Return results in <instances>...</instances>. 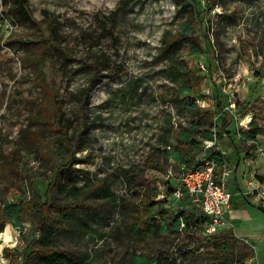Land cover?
<instances>
[{"label":"rangeland","instance_id":"rangeland-1","mask_svg":"<svg viewBox=\"0 0 264 264\" xmlns=\"http://www.w3.org/2000/svg\"><path fill=\"white\" fill-rule=\"evenodd\" d=\"M197 1L202 27L196 35L204 51L191 56L187 46L178 44L170 58L200 78V94L182 100L209 110L215 125L208 114L192 117L172 99L175 85L163 72L170 59L158 54L164 33L175 32L181 16L193 11L191 5L181 7L178 0H26L31 22L6 16L0 0V207L43 203L55 167L75 159L72 167L87 173L77 186L99 183L112 200L141 197L157 186L160 194L147 221L161 210L200 218L151 246L170 252L178 264H207L213 248L201 213L164 184L167 171L176 167L166 163L161 137L170 126L195 127L197 140L211 129L216 148L229 152L226 162L233 168L228 184L235 194L223 232L237 239L230 252L240 260L235 264H264V0ZM100 56L93 71L90 63L96 65ZM222 114L228 135L220 133ZM57 123L67 127L65 133ZM81 133L85 139L78 145ZM6 161L10 166L4 169ZM33 220L28 212L19 230L9 224L13 241L2 248L0 264H24L39 234ZM124 220L117 203H105L92 233L70 245L76 253L89 252L98 264L120 261L131 246L123 236ZM69 242L57 239L61 248Z\"/></svg>","mask_w":264,"mask_h":264},{"label":"trees","instance_id":"trees-1","mask_svg":"<svg viewBox=\"0 0 264 264\" xmlns=\"http://www.w3.org/2000/svg\"><path fill=\"white\" fill-rule=\"evenodd\" d=\"M191 1L192 4L188 0H178L176 2L181 7L191 5L193 11L190 10L185 16H181L174 33H164L158 54L168 55L170 59L163 72L166 79H169L175 85L172 99L181 104L183 110L192 117L200 118L208 114L211 125H215L214 116L209 114V110L199 108L194 104H185L182 100V97L186 94H200V78L187 69L181 61H174L170 58L172 50L178 44L187 46L188 54L191 56L200 55L204 51V47L196 35L197 30H201L202 27L197 15L199 14L197 12L199 2L197 0ZM3 7V13L6 16H19L23 20L33 21L27 10L26 0H3ZM102 57L100 56L97 59L96 65L90 63L89 67L93 71L98 70ZM217 109L222 113L223 107L220 102L217 103ZM55 125L59 129L58 131L66 132V126L61 125L59 128V123ZM228 125L227 117L222 114L219 126L221 134L228 135V132H225ZM195 132L196 128L193 126L184 127L181 130H174L170 126L164 130L161 137V148L166 163L173 164L174 167L186 164V166L192 168L202 142L213 139L211 129L205 130L199 140L196 139ZM255 133L259 134L261 130L257 129ZM246 137L249 138L247 135ZM84 139L85 135L81 133L76 139L78 145L84 142ZM172 139L174 142L171 141ZM211 154L215 157L218 168H221L225 159L215 149H212ZM42 157L44 161H50L47 155L43 154ZM73 161L75 159L71 163L55 167V179L48 184L47 196L43 203L35 201L26 204L21 201L19 203H4L0 207V234L6 224H11L19 230L27 213L32 214L34 225L39 234L32 238L30 252L24 264H98L96 259L91 258L89 252H74L75 248L70 243L74 240L84 239L85 236L91 234L94 229L92 226L93 220L97 218L105 203L112 201L117 203L124 215L125 233L123 236L128 243H131V246L122 260H112L111 264H178L176 258L169 257L170 252L167 253L166 250L151 245L156 239L168 238L172 233H182L189 228L191 223H199L200 218L196 220L193 214L189 215L186 212H179L171 216L165 210H161L158 212L157 218L147 221L149 209L156 205L155 199L160 194L157 186L146 190L141 197L125 196L112 200L110 193L99 183L88 180L82 186H77L81 175L87 173L72 167ZM7 163L10 166V163L6 161L4 169H6ZM164 184L172 194V187L167 182H164ZM90 195H95L94 200L91 202L87 199ZM261 211L264 212V210ZM200 223L205 226L203 216ZM182 225H184L183 228H181ZM59 236L70 241L67 248L58 246L57 239ZM206 236L207 244L213 248L212 252L205 258L207 264H235L240 261L234 259V254L230 252V249L237 244L236 238L223 232ZM100 238L103 239L104 236L100 235ZM230 239L232 240L231 243Z\"/></svg>","mask_w":264,"mask_h":264},{"label":"built area","instance_id":"built-area-1","mask_svg":"<svg viewBox=\"0 0 264 264\" xmlns=\"http://www.w3.org/2000/svg\"><path fill=\"white\" fill-rule=\"evenodd\" d=\"M216 145L214 131L212 140L202 142L192 168L180 164L175 171L172 168L167 171L166 175L167 184L173 189L172 195L178 200L187 197L201 213L205 219L206 235L222 233L229 228L226 211L232 194L225 183L232 177L233 168L226 161L218 168L217 161L211 154L212 149H217ZM216 151L219 152L218 149ZM220 154L224 159V153Z\"/></svg>","mask_w":264,"mask_h":264},{"label":"bare ground","instance_id":"bare-ground-1","mask_svg":"<svg viewBox=\"0 0 264 264\" xmlns=\"http://www.w3.org/2000/svg\"><path fill=\"white\" fill-rule=\"evenodd\" d=\"M12 241H13V236H12L11 227L9 224H6L2 233L0 234V252L5 245H7Z\"/></svg>","mask_w":264,"mask_h":264},{"label":"crops","instance_id":"crops-1","mask_svg":"<svg viewBox=\"0 0 264 264\" xmlns=\"http://www.w3.org/2000/svg\"><path fill=\"white\" fill-rule=\"evenodd\" d=\"M218 150H219V148H218ZM219 152H223L224 153V159H225V161H230V159H229V155H228V153L229 152H224L223 150H219ZM239 159H237L236 157H235V165H236V167H237V165L239 166ZM220 173V172H219ZM219 175V174H218ZM219 178V177H218ZM220 180V179H219ZM228 182H229V180H227V182L225 183L226 184V186H227V189L229 190V192L232 194V197H231V200H232V198H233V196H234V192H232L231 190H230V185L228 184ZM231 202V201H230ZM229 207H230V205H229ZM228 210H229V208L227 209V211H226V214L228 215Z\"/></svg>","mask_w":264,"mask_h":264}]
</instances>
